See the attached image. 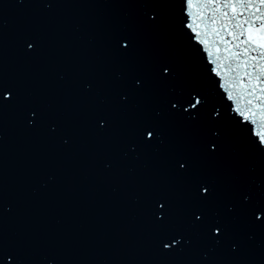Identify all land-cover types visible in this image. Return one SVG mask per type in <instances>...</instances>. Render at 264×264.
Returning <instances> with one entry per match:
<instances>
[{"label": "water", "instance_id": "95a60500", "mask_svg": "<svg viewBox=\"0 0 264 264\" xmlns=\"http://www.w3.org/2000/svg\"><path fill=\"white\" fill-rule=\"evenodd\" d=\"M0 264H264V0H0Z\"/></svg>", "mask_w": 264, "mask_h": 264}]
</instances>
